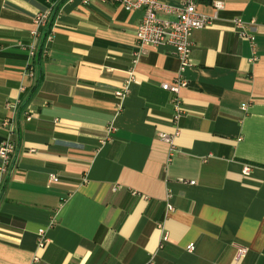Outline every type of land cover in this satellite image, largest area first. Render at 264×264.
<instances>
[{
  "label": "crops",
  "instance_id": "0c3cea01",
  "mask_svg": "<svg viewBox=\"0 0 264 264\" xmlns=\"http://www.w3.org/2000/svg\"><path fill=\"white\" fill-rule=\"evenodd\" d=\"M213 1L196 0L212 24L192 31L175 124L174 95L160 84L178 60L170 46H138L142 8L0 0V142L6 103L17 106L0 264H264V0ZM48 2L53 38L29 80L25 46ZM234 17L254 21L253 47L233 31ZM176 128L168 160L160 133Z\"/></svg>",
  "mask_w": 264,
  "mask_h": 264
},
{
  "label": "built area",
  "instance_id": "2783aa9c",
  "mask_svg": "<svg viewBox=\"0 0 264 264\" xmlns=\"http://www.w3.org/2000/svg\"><path fill=\"white\" fill-rule=\"evenodd\" d=\"M82 4L91 3H104L115 2L119 4L126 11H132L135 9H143V17L140 23L136 27L135 35L137 44L139 47L143 46H160L167 45L173 48L174 54L178 60V68L175 72L174 78L171 82H161L160 86L171 93L174 97L172 99L174 106V114L172 121L176 124L181 117L185 109L179 98L178 92L181 88L185 87L188 83L184 76V71L191 65V49L193 41L191 38L192 31L195 29L206 27L212 24V20L203 14H200L196 8V0H179V3L174 6L165 4L159 0H80ZM213 6L216 9L221 8L222 3L219 0L213 1ZM54 2H48L45 8L38 11L34 15L33 23L34 28L30 31L31 41L25 46L29 57L28 62L25 64V74L29 80H35L36 73L32 63V59L38 52L42 54L46 51L47 43L52 40L53 33L48 26L50 17L54 15L53 12ZM231 27L237 36L242 40H247L253 47L254 44V21H244L241 17H234L231 20ZM136 56L139 52L135 53ZM136 60V58H135ZM132 73L129 72V76L124 80L120 88L114 91V95L117 98L116 110H120L122 106V100L129 93V85L132 81ZM24 90V86H21ZM6 108L11 110L12 114L5 118L1 126L7 131L6 136L0 142V195L1 188H3L4 179L11 171L13 165V157L15 146L12 141V135L15 132L16 118L15 113L16 104L6 103ZM23 114L26 120L31 118V114L28 110H24ZM111 128V127H110ZM178 133L176 128L175 132L168 134L165 132L160 133V138L168 144V160L171 159L176 148L173 143L174 136ZM250 166L244 165L242 173L247 175L250 171ZM50 180H57L56 175L51 174ZM191 183H193L191 181ZM48 243L43 228H40L37 233L36 247L43 249ZM187 251H193L194 244L188 243L186 245ZM245 248H239L237 252V258L245 254Z\"/></svg>",
  "mask_w": 264,
  "mask_h": 264
}]
</instances>
